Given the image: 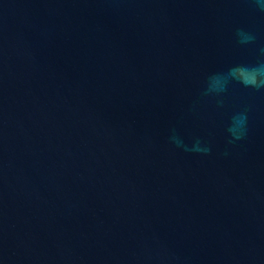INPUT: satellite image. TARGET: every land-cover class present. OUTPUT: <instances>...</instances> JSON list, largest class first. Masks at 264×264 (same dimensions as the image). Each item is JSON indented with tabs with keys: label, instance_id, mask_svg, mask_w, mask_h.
<instances>
[{
	"label": "water",
	"instance_id": "water-1",
	"mask_svg": "<svg viewBox=\"0 0 264 264\" xmlns=\"http://www.w3.org/2000/svg\"><path fill=\"white\" fill-rule=\"evenodd\" d=\"M261 72L264 0H0V264H264Z\"/></svg>",
	"mask_w": 264,
	"mask_h": 264
},
{
	"label": "clouds",
	"instance_id": "clouds-1",
	"mask_svg": "<svg viewBox=\"0 0 264 264\" xmlns=\"http://www.w3.org/2000/svg\"><path fill=\"white\" fill-rule=\"evenodd\" d=\"M262 75H264V72H261ZM253 84H255V81L252 82Z\"/></svg>",
	"mask_w": 264,
	"mask_h": 264
}]
</instances>
